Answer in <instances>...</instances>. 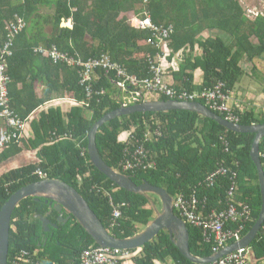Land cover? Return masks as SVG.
Masks as SVG:
<instances>
[{
  "label": "trees",
  "instance_id": "obj_1",
  "mask_svg": "<svg viewBox=\"0 0 264 264\" xmlns=\"http://www.w3.org/2000/svg\"><path fill=\"white\" fill-rule=\"evenodd\" d=\"M133 10L139 19L150 17L155 25L171 29L166 39L171 54L166 59L173 60L176 53L182 52L184 59L176 75L178 81L173 85L180 92L196 93L222 84V91L231 96L247 72L241 62L247 59L254 67L257 61L264 60V8L250 12L243 0H0V48L7 39L9 24L19 18L27 24L15 38L14 55L9 60L10 94L15 111L26 118L35 106L44 102L28 98L33 97L28 77H39L35 69L62 70L65 87L83 101L66 117L59 111L41 115L33 142L30 141L32 148H40V160L0 175V210L14 192L40 180L34 173L41 168L49 178L61 179L76 188L106 228L119 237L136 234L152 220L154 210L148 198L119 187L94 166L88 152V134L95 122L128 104L121 95H130L135 87L128 82L124 92L117 84L115 72L98 68L97 78L90 82L89 94L80 82L77 68L55 63L35 51L56 45L71 57L83 60L109 54L129 73L152 77L151 61L163 56L164 48L158 45L153 30L140 28L126 17L119 19L122 12ZM195 51L200 53L194 55ZM198 69L204 73L201 84L195 83ZM164 70L166 76L168 69ZM252 70L259 74L255 67ZM20 82H24L23 90L18 88ZM30 88L31 93H25ZM102 90L105 92L100 93ZM27 100L32 106L25 108ZM196 101L205 104L204 99L197 97ZM232 110L238 115L235 120L238 123H264V113L252 105ZM213 111L226 117L221 111ZM62 135L66 138L56 139ZM255 137L256 133L230 130L195 111L171 110L136 112L111 119L99 128L97 145L110 166L131 175L137 184L150 182L165 188L173 197L183 193L191 209L199 214L228 210L233 202L229 192L234 187L238 208L242 210L244 205L251 212L241 221H230L226 228L242 226L246 235L262 208L258 169L251 157ZM261 155L264 167V138ZM124 165L129 166L123 169ZM220 169L226 172L211 183L209 176ZM111 197L115 202L127 203L121 225L114 229L110 228ZM37 214L58 222L59 213L44 198L22 200L12 217L9 264H16L23 249L39 251L37 258L42 264L55 261L80 264L81 252L98 245L75 217L46 232ZM188 226L192 252L211 255L214 242L205 240L203 228ZM250 248L254 257L264 258V225ZM131 251L137 253L135 264H157L167 259L175 264H196L172 242L168 230H161L142 248Z\"/></svg>",
  "mask_w": 264,
  "mask_h": 264
},
{
  "label": "built area",
  "instance_id": "obj_2",
  "mask_svg": "<svg viewBox=\"0 0 264 264\" xmlns=\"http://www.w3.org/2000/svg\"><path fill=\"white\" fill-rule=\"evenodd\" d=\"M26 22L24 19L19 18L18 22L9 24V33L6 41L0 48V117L3 119V124L0 127V152L11 145L14 142H19L23 132L26 129V122L19 113H17L12 104V97L10 94V84L12 78L9 75V60L14 55L15 38L25 28ZM138 27L154 31L156 41L161 47L163 41H165L171 35L170 28H162L155 25L150 17L141 19ZM151 43H156L154 39H148ZM157 45V46H158ZM36 52L42 53L45 56L52 59L55 63H65L68 66L78 69L81 76V84L91 89L90 83L96 77V69L102 68L106 72H115L118 76L117 84L123 89L127 90L128 82L135 87L127 100L128 104L134 103L141 98V101L151 100L150 94H156L158 97L166 96L168 99H177L180 101H196V98L204 99L205 104L214 110L221 111L226 114V119L230 121H237L238 115H236L232 108L226 106L227 100L231 98L230 95L225 94L222 91V84L216 86V88L204 89L200 92L189 93L187 91L180 92L174 88L173 85L165 83L164 81V66H162L161 59L163 56H158L157 59L152 60V77H138L135 74H131L127 69L113 61L109 54H104L99 58H89L83 60L81 58H73L67 53L61 51L56 45L51 47H39L35 49ZM102 90L100 93H104ZM126 92V91H125ZM91 91L89 90V94ZM143 98V99H142ZM221 101V102H219ZM235 121V122H236ZM66 138V136L57 137ZM84 148L82 153L85 154ZM129 165H124L123 169H127ZM226 169H220L209 176L211 183L216 181V177L219 174H224ZM40 179L49 178L48 174L41 168H38L35 173ZM229 195L232 196V201L229 204V209L221 211H211L210 213H196L193 211L189 203L185 200V195L181 193L179 196L174 197V208L182 217L185 222L195 227H201L206 235L205 240L207 242H214L212 246L213 253L219 252L226 246L240 241L244 235L242 233V226L234 229L226 228L229 222H238L244 219L251 212L247 210V206H242L240 210L236 204L234 187L230 189ZM197 199L193 200L194 205ZM111 204L113 206V213L111 215L110 228L114 229L121 225V220L124 218V208L127 203L115 202L111 197ZM137 253L131 250L117 249L111 247H103L100 245L91 246L85 248L80 254V264H123V261L127 258L135 257ZM39 251L31 252L23 249L16 257V264H42L37 258ZM254 255L250 247L239 248L231 253L223 256L215 262L209 264H252Z\"/></svg>",
  "mask_w": 264,
  "mask_h": 264
},
{
  "label": "water",
  "instance_id": "obj_3",
  "mask_svg": "<svg viewBox=\"0 0 264 264\" xmlns=\"http://www.w3.org/2000/svg\"><path fill=\"white\" fill-rule=\"evenodd\" d=\"M63 24L66 25V23ZM171 110L195 111L203 116L215 119L230 130L241 133H256L251 149V157L257 166L259 174L262 193L261 212L253 227L240 241L228 245L219 252L212 253L209 256H200L192 252L190 247L189 226L185 220L176 213L174 208V197L165 188L147 181L137 184L131 175L110 166L100 155L97 145V133L99 128L111 119L136 112H160ZM263 138L264 123L244 125L227 120L222 115L211 110L201 101L143 99L142 101H136L132 104H122L120 107L106 113L95 122L88 134V152L94 166L119 187L136 194L144 195L148 198L154 210L152 220L136 234L127 237H119L106 228L86 198L72 185L57 178L41 179L29 183L14 192L0 210V264H9L12 217L21 201L28 197H34L36 200L44 198L45 202L59 213L57 223L52 222L47 215H36V217L41 219L46 232H50L51 228H58L60 224H65L70 221L72 217H75L77 222L81 224L89 235H91L95 243L103 247L124 250L140 249L147 242L153 240L161 230H168L172 242L180 249L186 258L196 264H209L239 248L249 247L264 225V167L261 155V141Z\"/></svg>",
  "mask_w": 264,
  "mask_h": 264
},
{
  "label": "crops",
  "instance_id": "obj_4",
  "mask_svg": "<svg viewBox=\"0 0 264 264\" xmlns=\"http://www.w3.org/2000/svg\"><path fill=\"white\" fill-rule=\"evenodd\" d=\"M65 26L64 24H62ZM67 25V24H66ZM51 30L48 29L47 33H50ZM161 59V64L164 66V69L168 68L166 72V79L170 83L175 84L177 79V74H179L182 61L179 58L173 60L166 59L165 53ZM184 59V58H183ZM35 72L39 77H28V84L32 83V93L33 97H28L32 102L37 100H44L39 106H35L30 112L29 115L24 118L26 122V129L22 134V137L17 145L8 146L5 151L0 152V175L9 170L23 167L30 163H35L40 160L39 158V149L32 148L30 146V141L33 142L35 137V126L39 123L41 115L43 113H49L52 111H59L63 116H67L70 110L77 105H83V101L78 100L74 96L73 90H68L65 87L64 81V72L62 70L47 72L45 69H35ZM50 73V74H48ZM204 81V73L201 69L195 71V83L201 84ZM51 83V84H50ZM11 85V84H10ZM24 82L18 84L20 90L24 89ZM31 88L25 93H31ZM238 96H240L238 98ZM247 96L245 92L241 89L240 85L236 91H233L231 94V99L233 107L245 109L254 105L252 102H248L245 98ZM243 99V101H242ZM30 100H27L24 107L28 105L31 107L32 103ZM251 104V105H250ZM3 124V119L0 117V126ZM30 146V147H29ZM52 264H56V261ZM123 264H135L134 257L127 258L123 261ZM157 264H175L172 259H167L165 262L157 261ZM252 264H264V258L259 259L254 257Z\"/></svg>",
  "mask_w": 264,
  "mask_h": 264
},
{
  "label": "rangeland",
  "instance_id": "obj_5",
  "mask_svg": "<svg viewBox=\"0 0 264 264\" xmlns=\"http://www.w3.org/2000/svg\"><path fill=\"white\" fill-rule=\"evenodd\" d=\"M244 3L246 4L247 7L250 8V12H255L257 10V8L260 10V8H264V0H243ZM260 7V8H259ZM137 12L133 11H128V12H122L121 15L119 16L120 18H124L126 17L128 19V21H132L135 24L140 23L141 19H139ZM253 41L255 43H258V39L256 37H253ZM161 44V47L164 48V53H166V57H168L171 54V49L169 48L168 44L169 42H167V40L163 41ZM197 51V50H196ZM194 52V55H196V53H200V52ZM179 58L180 60H183V55L182 52L181 53H176L174 55V59ZM258 60V59H256ZM242 66L244 67V69L247 71L245 72L246 74L243 76L241 82L237 85V88L234 90L236 91L240 85L241 89L245 92V94L247 96H245L246 100L248 102H252L254 105H252L254 108H256L257 111L261 110L264 113V60H259L256 62L255 64V68L256 70L259 72V74H255V72H253V63L250 62L247 59H244L241 62ZM163 66V65H162ZM168 68H166L167 70ZM255 70V71H256ZM165 71V70H164ZM165 75V74H164ZM164 81L165 83L174 85L173 82L170 83L169 81H167L166 76L164 77ZM127 91V90H125ZM124 91V92H125ZM131 94V92H130ZM149 97H152L153 100L157 99L156 97H158V95L156 94H150ZM240 96H238L239 98ZM121 98L123 100H125L127 102V100L131 99L132 97H129V95L126 94H122ZM233 99H229L226 102V106L227 107H231L233 108V103L232 102ZM243 101V99H242ZM144 227H142L143 229Z\"/></svg>",
  "mask_w": 264,
  "mask_h": 264
},
{
  "label": "clouds",
  "instance_id": "obj_6",
  "mask_svg": "<svg viewBox=\"0 0 264 264\" xmlns=\"http://www.w3.org/2000/svg\"><path fill=\"white\" fill-rule=\"evenodd\" d=\"M206 105V104H205ZM225 118V117H224ZM24 119V118H23ZM235 122V121H233ZM238 123V122H237ZM41 180V179H40ZM176 211V210H175ZM176 213L178 214V212L176 211ZM179 215V214H178ZM180 216V215H179ZM182 218V217H181ZM245 236V235H244ZM238 242V241H237ZM235 243V242H234ZM233 244V243H232ZM231 245V244H230ZM250 247V246H249ZM246 248V247H245Z\"/></svg>",
  "mask_w": 264,
  "mask_h": 264
}]
</instances>
